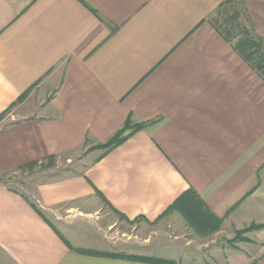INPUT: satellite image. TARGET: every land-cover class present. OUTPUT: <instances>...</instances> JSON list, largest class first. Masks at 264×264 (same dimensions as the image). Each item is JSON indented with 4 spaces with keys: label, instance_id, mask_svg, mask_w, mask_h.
I'll use <instances>...</instances> for the list:
<instances>
[{
    "label": "crops",
    "instance_id": "0c3cea01",
    "mask_svg": "<svg viewBox=\"0 0 264 264\" xmlns=\"http://www.w3.org/2000/svg\"><path fill=\"white\" fill-rule=\"evenodd\" d=\"M222 1L0 0V174L147 123L27 192L0 182V264H153L77 251L150 245L175 264H264V228L259 251H208L166 215L192 191L222 231L264 223V80L212 26ZM244 3L264 39V0ZM38 87L41 106L5 121ZM120 218L140 225L118 240Z\"/></svg>",
    "mask_w": 264,
    "mask_h": 264
},
{
    "label": "rangeland",
    "instance_id": "374dc122",
    "mask_svg": "<svg viewBox=\"0 0 264 264\" xmlns=\"http://www.w3.org/2000/svg\"><path fill=\"white\" fill-rule=\"evenodd\" d=\"M221 12L222 10L215 11L209 19L211 20V22H214L217 26L222 28L224 25H222L223 15ZM243 22L244 21L241 18L240 23L244 24ZM235 40H233L232 43H235ZM45 99L46 98L44 93L41 91V87L34 88L27 94L23 95L22 100L19 101L16 105H14L11 109H9V111L4 115L5 121H10L12 120V118L13 120H17V118H21L22 115H29L30 113H34L37 108H39V106H41V104L45 101ZM137 124L139 123L133 121L131 122L132 126H135ZM105 142L95 143L92 141H88L84 144V147L81 150H78L76 152L54 156L53 159L49 157L45 160L37 162L36 165L27 167H17L5 173H2L0 174V180L12 189H16L19 191L25 190L24 192H27L29 191V189L33 188L34 184L36 183L54 179L58 176L70 173L73 170H80L95 156H103L105 149L102 148L101 145H103ZM189 203H195L200 205L199 201L195 199L193 195L187 194V196L181 199L180 202L175 205V207L171 208L166 213V215L171 213L173 214L174 211L178 212L184 219L185 225L190 228L189 230L193 234L198 235L203 241L207 239L212 241V243L208 244V251L220 250L224 253L228 251L254 252L260 248L258 242L252 235L253 231H256V229H251L252 226L259 225L260 223H251L250 225L244 226L243 228L224 229V231H222L221 220L217 219L216 217H214L215 219H212L211 216L207 215L208 218L206 222L200 221V219L197 218L196 214L189 212L188 207H186V205H188ZM139 223L140 222H138V220L136 219L131 222L123 220L122 218L118 219V233H116L118 237L116 238L118 240L126 239V237L121 238V231H127V233H132L134 228L137 227V225H140ZM134 232H136V229L134 230ZM137 235L141 237L143 234ZM171 247L172 245H164L161 247L157 246L156 248H154L153 245L146 246L147 250L148 248H150L148 251L150 256H152L148 258L159 257L154 256L157 255L158 249L167 251ZM196 263L223 264L221 260H206L203 262L199 260Z\"/></svg>",
    "mask_w": 264,
    "mask_h": 264
},
{
    "label": "trees",
    "instance_id": "16d2710c",
    "mask_svg": "<svg viewBox=\"0 0 264 264\" xmlns=\"http://www.w3.org/2000/svg\"><path fill=\"white\" fill-rule=\"evenodd\" d=\"M220 10H222V25L224 26L221 28L217 26L214 22H211L212 26L229 44H231V46L239 54V56L257 73V75H259L264 80V39L257 32L245 7L244 0H223L216 11ZM241 18L244 21V24L240 23ZM233 40H235V43H232ZM131 122V118L130 116H128L123 126L119 130H117L103 145H101V147L105 149L103 155L107 154L109 151L122 144L134 133L140 131L147 125V123H139L135 126H132ZM50 158L53 159L54 156ZM36 164L37 162H31L21 167H27ZM0 182L4 183L1 180ZM187 194L195 196L192 191H188L186 195ZM179 202L180 200H177L169 208V210L175 207V205ZM186 207H188L189 212L196 214L197 218H199L200 221L206 222L208 218L207 215L211 216L212 219H215L214 216L207 212L206 209H203L201 205L189 203L188 205H186ZM263 228L264 223L251 227L252 230H258ZM77 251L79 253L89 255L127 258L134 261H141L153 264H175L171 260L158 258L124 256L122 254L100 253L83 249H77Z\"/></svg>",
    "mask_w": 264,
    "mask_h": 264
}]
</instances>
